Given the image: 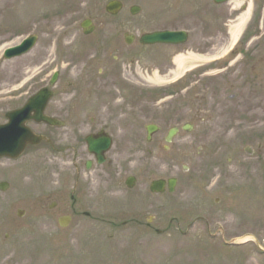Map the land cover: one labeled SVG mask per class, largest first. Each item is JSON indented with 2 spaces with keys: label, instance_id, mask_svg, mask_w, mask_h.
<instances>
[{
  "label": "rangeland",
  "instance_id": "rangeland-1",
  "mask_svg": "<svg viewBox=\"0 0 264 264\" xmlns=\"http://www.w3.org/2000/svg\"><path fill=\"white\" fill-rule=\"evenodd\" d=\"M107 1L94 0L92 6L83 4L74 18L58 25L68 12L79 9L81 0H0V123L7 121L5 114L14 106L15 100L12 99L10 90L26 85L19 91L24 93L18 94L16 98L21 103L29 94L26 90L28 85L33 87L31 90L35 89L56 69L61 71V78L54 88V98L48 111L68 114L64 117L65 127L52 130L47 128L43 131L49 132L54 138L55 148L42 143L27 150L13 166L14 162L11 160L0 163V177H6L11 172L18 176L7 192H0V264H162L161 261L165 258L168 261L172 257L173 264H264V247L258 243L264 236V191L262 192L261 186H255L252 194L245 187L239 186V197L242 200L249 197L248 205L252 207L254 214H248L244 209L242 213L238 211L243 219L240 218L242 223L236 230L231 228L238 223L236 216L226 211L220 212L219 209L223 206L219 205L210 208L215 212L208 215L209 223L199 222L191 230L184 231L186 225L192 222V214L196 212L186 213L185 210L181 212L178 209L172 212L154 208H142L138 211L118 208L113 211L110 202H103L106 197L132 195L135 192L141 194V198L146 196L148 201H155L152 204H157L167 196L152 195L147 185L153 179L170 175L180 180V189L173 195V201L182 199L186 202L189 192L186 188L192 178L191 173L197 170L201 158L206 154L204 149L198 151L197 148L207 136L221 130L232 131V126H246L245 128L257 131L261 129L263 134L258 140L238 141L237 145L229 148L219 147L214 157L221 159V166L217 168L214 164L210 168V174L217 173L226 178H234L240 173L244 175L247 171L242 165L248 161L251 163L248 176L258 179L257 183L261 181L259 179L264 175L260 171V166L264 168V54L258 51L264 49V42L259 38L264 32V25L257 27L253 42L243 49V55L252 54V60L246 63L247 58L243 60L240 57V63L243 60L241 72L251 70L252 76H255L254 83L248 84L249 86L242 82L232 85L234 75L219 70L209 73V76L205 75V68H202L203 72L189 76L184 89V86L175 88L173 95L162 99L155 95L137 97L125 90H120L118 97L105 96L101 88L108 90L111 86L120 87L119 78L111 76L100 84L93 83L92 77L97 76L100 68L118 67L113 59L115 54L121 53L114 42H122V35L127 29L126 22L120 25L117 22L115 25L108 17L105 11ZM255 1L257 12L261 9V16L264 17V0ZM138 2L139 0H127L129 7ZM126 13L130 14L126 10L118 18L125 19ZM87 16L95 17L97 25L95 32L88 37L73 22ZM130 16L133 17L131 14ZM67 25L69 35L57 31ZM177 26L182 27V24ZM34 30L41 34V39L30 54L3 60L2 47L16 43L23 34ZM227 40L226 44L229 42ZM158 48L168 50L166 47ZM141 64L143 70H139L140 74L132 75L142 76L143 80L138 79L140 83H150L151 70L159 68L165 72L171 66L162 64L156 67L147 61ZM80 71H83V77L86 78L78 77ZM38 73H41L42 78L35 84L31 76L35 80L39 77ZM128 78H131V74ZM147 87H151L150 84L147 83L145 88L148 89ZM122 93L128 94L122 96ZM116 102L122 103L119 111L115 110L119 108L115 107ZM138 105L142 106L143 122L155 120L164 128L191 122L194 128L192 132L181 130L171 150L165 153L163 133L147 143L145 131L141 128L138 130L141 124L130 120L125 124L129 125L128 135L115 132L116 144L108 155L109 162L114 164L119 159L127 169L121 167L119 171L116 166L105 163L95 170V182L89 186L82 185L85 178H81V183L79 182L80 176L76 175L74 162L77 161L76 155L82 161L89 154L85 147L75 154L65 143H70L73 149L83 146L78 137L80 132L85 133L93 125L90 121L91 114L96 115L93 118L99 125L106 114L128 115V109ZM156 108L159 113L152 116L151 110ZM75 113H80L79 116L82 115L81 119L85 122L79 124L75 120ZM246 147L252 149L254 159H250L251 155L247 153ZM148 150L152 153H148ZM132 159L134 168H128L127 164ZM47 163L53 165L52 172L47 171ZM183 164L190 166V172L183 168ZM55 168L65 173L72 168L73 173L71 177L64 179V189L56 198L48 197V193L43 194L40 190L42 188L47 192L57 181V175H53ZM162 169H165L163 173ZM127 170L128 173L134 172L137 175L136 185L131 191L123 186L124 181L117 184L114 178L116 172L124 173ZM10 193L15 195H9ZM72 195L74 199L71 198ZM18 209L26 211L24 217H18ZM63 212H76L73 223L65 229L58 227V218ZM86 212L91 215H85ZM132 212L143 224L152 222L155 229L144 234L134 227L121 226L124 220L131 218L126 216ZM214 221H221L230 229L225 234L227 238L233 234L240 236L251 232L256 239L252 236V240L247 243L240 240V243L234 245H224L221 234L213 228ZM156 229L163 231L158 234ZM6 233L9 238H6ZM169 254L173 256L167 257ZM208 255V258H204Z\"/></svg>",
  "mask_w": 264,
  "mask_h": 264
},
{
  "label": "flooded vegetation",
  "instance_id": "flooded-vegetation-1",
  "mask_svg": "<svg viewBox=\"0 0 264 264\" xmlns=\"http://www.w3.org/2000/svg\"><path fill=\"white\" fill-rule=\"evenodd\" d=\"M139 5L141 7L139 18L136 19L130 18L126 13V16H124L125 19L111 18L112 22H114L115 25L117 24V22L119 25L126 22L127 23L126 26L128 27L131 21H135L136 26L138 27L137 31L141 33L153 32L165 28L167 29L169 24H173L172 22H173V10H174L180 12V15L182 16L183 20L191 25L190 28L192 30L197 31V36L195 38L191 39L190 41L188 40V42H186L181 46L173 47V44H160L159 46H150V45L139 46L138 44H135L133 46L131 45L126 46L125 52L128 55L130 54V57L142 58L143 60L148 59V61L150 63H153L155 66H162V64L173 65V57L182 51L183 52L190 51L194 54H203L208 56L218 52L220 49H222L225 46L226 39L230 38L229 27L231 23L236 21L240 13L237 9H235L236 6L231 1L223 2L218 0H139ZM246 7L247 6L244 5L240 9L243 10ZM64 19L66 20L65 17ZM261 21L262 20L260 18L257 19L253 18L251 20L252 23L255 22V25H258ZM36 24L40 25L41 23H36ZM126 30H129V28H127ZM251 36L252 34L249 36V38ZM262 41L264 42V35L262 36ZM158 47H166L168 48V50L162 51ZM248 52L250 51H246V53ZM258 52L264 54V49H261ZM124 58L126 59L127 57L125 55L118 56L116 62H120L121 60H124ZM242 58L243 60L247 58L246 60L247 63L249 60H252V54L242 55ZM243 60L241 61V63L243 62ZM241 63L239 61L237 65L234 67H222L220 68L219 71L228 75L230 74L234 75V81H232V85L236 84L237 82H242L244 85L249 86L248 84L254 83L255 76H252L251 70L246 72H241V69L243 68L241 66ZM135 70H137V68H135ZM104 71L105 69H101L100 72L97 74V76L92 77L93 83L102 84V82L105 81V79H109V77L111 76L115 79L120 78V71L118 70L117 67L110 66L106 72ZM93 85L97 86V84H93ZM135 95L138 97L137 93ZM50 114L60 118H63L65 117V115H68L61 113H50ZM79 115L80 114H76V116L79 118V122H80L79 124H82L84 123L83 120L81 119L82 115L81 116ZM94 116H92V118L90 119V121L93 123L91 127L98 126L95 118H93ZM108 122L109 123H107V126L109 128L108 131L110 133L123 132L125 135H128L129 125H125L127 123L126 120L124 121V120L116 119L115 116L114 118L110 119ZM143 127H144L143 124L139 125L138 130L140 128L142 129ZM232 128H237V126H232ZM223 132H225V130L215 132L218 135H221L220 137L221 142H223V138H224V135H222ZM132 133L133 135L135 134V132ZM211 137L212 135H209L204 140V144H205L204 151L206 152V154L203 158H201V161L197 166V168L206 171L205 176L207 175L208 176L206 178L201 179L202 184L200 185L203 187V189L200 191L199 194H197V196L194 197L195 194L194 188L189 190V195L190 197H192L191 202L189 204L190 205L189 210L198 213H214L215 210L210 208L212 206L219 205V206H223L221 209H219L220 212L225 213L224 211H226V213H231L232 215H235L237 217L239 216L238 211L241 212L243 209L246 210V213L248 214L253 213L254 210L250 205H248L247 200L249 199V197L242 200L238 195V191H239L238 188H227V184L225 182L228 180V178L219 174V176L222 177L221 179L219 177L214 176V174H210V168H212L214 164H217L219 160V158L214 157V155H216L218 152V148L215 142L211 140ZM81 149L82 146L78 147L76 149V152L79 153ZM115 164L116 163L113 164V162H109L108 165L110 166L113 165V167L116 166V168L119 170L118 165ZM100 166H101L100 164L92 162L91 170H87L86 163H83L81 161L76 168L78 171L77 175L80 176L79 182L81 183L80 179L83 177H87V178L89 177L93 182H95V179L93 177L94 172ZM124 168L127 169L126 166H124ZM261 172L264 173L263 167L261 169ZM239 179H240L239 181L249 185V189L247 191L251 192V194L255 189L254 186L255 184H264V175L263 178L259 179L261 181H259L258 183L256 182L258 181V179H255L253 177H242ZM212 186L218 187V192L221 194V196L215 198L214 200L210 198ZM234 186H239V185H234ZM40 190L44 194L43 189L41 188ZM62 191L63 190H61V192ZM59 195L60 194L56 195V192L53 193L50 192L48 194V197L55 196L54 198H56ZM168 207L173 208V204L168 205ZM147 227H151V224H148Z\"/></svg>",
  "mask_w": 264,
  "mask_h": 264
},
{
  "label": "water",
  "instance_id": "water-1",
  "mask_svg": "<svg viewBox=\"0 0 264 264\" xmlns=\"http://www.w3.org/2000/svg\"><path fill=\"white\" fill-rule=\"evenodd\" d=\"M116 3V2H115ZM114 2L113 3H110L107 7V9L111 12H116L118 9V7L120 6V4H115ZM87 33L90 32V30H87L86 31ZM176 36L173 34V37ZM164 35L160 34V33H156L154 35H149V36H146L143 38V40H161V39H164ZM50 96H47L43 101H37L35 103V107H41L43 108L44 105L46 104L47 100L49 99ZM10 116V120L13 119V117L15 116V114H11L9 115ZM44 120L50 122V120H48L47 118H45ZM39 121H41V119H39ZM14 123V122H13ZM13 123L10 125L12 126ZM15 126L18 128V130L20 131V134L18 135V139L15 140L14 142L8 144L10 145L9 147L7 148H3L1 147L0 148V156H11L13 158H16L18 157L19 155L22 154V152L25 150V147L28 145V143H31V142H38L36 139V136H34L30 130L28 128L25 127V123L22 122V120L20 118H18V120H15ZM175 130H172L169 134V137H168V140H170V138L175 134ZM109 143H107V146L105 147V149L103 150H107L109 147H110V140L108 139ZM95 143H92L91 145V150L92 151H98L97 147L94 145ZM99 147V146H98ZM99 155L101 153H98Z\"/></svg>",
  "mask_w": 264,
  "mask_h": 264
},
{
  "label": "bare ground",
  "instance_id": "bare-ground-1",
  "mask_svg": "<svg viewBox=\"0 0 264 264\" xmlns=\"http://www.w3.org/2000/svg\"><path fill=\"white\" fill-rule=\"evenodd\" d=\"M244 1H249V0H235L233 2V4L236 5L237 7H239V5H241V3H243ZM251 13H252V8L248 9L246 12H244V13L239 15V17L236 20V25L233 26L232 29H231L232 40L238 35V32L246 24V21L251 16ZM208 59H209V57H196V56H190V57L188 56V57H186L184 55L177 56L175 58V60H174V63L176 64V67H177V70H175L172 73V75H170V76H172L174 78L178 77L179 75L184 74V72L186 70L191 69L194 64H196V63H198L200 61L208 60ZM167 79H169V77H166V78H164L162 80H161V78L159 79L158 77H155L153 82L154 83H160V82H164ZM244 241H246V240H244ZM244 241H242V242H244Z\"/></svg>",
  "mask_w": 264,
  "mask_h": 264
}]
</instances>
